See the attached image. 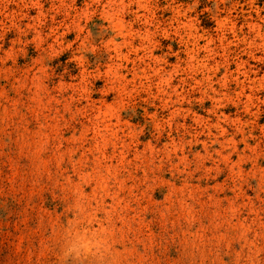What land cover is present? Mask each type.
<instances>
[{"label": "rangeland", "instance_id": "374dc122", "mask_svg": "<svg viewBox=\"0 0 264 264\" xmlns=\"http://www.w3.org/2000/svg\"><path fill=\"white\" fill-rule=\"evenodd\" d=\"M0 264H264V0H0Z\"/></svg>", "mask_w": 264, "mask_h": 264}]
</instances>
